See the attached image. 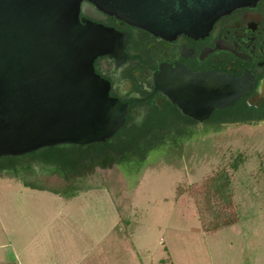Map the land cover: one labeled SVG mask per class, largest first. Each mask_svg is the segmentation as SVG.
Here are the masks:
<instances>
[{
    "label": "rangeland",
    "instance_id": "374dc122",
    "mask_svg": "<svg viewBox=\"0 0 264 264\" xmlns=\"http://www.w3.org/2000/svg\"><path fill=\"white\" fill-rule=\"evenodd\" d=\"M189 139L174 163L158 151L139 166H87L72 186L57 166L39 163L25 178L0 175V264H264V123ZM240 153L233 182L242 220L206 234L176 188L230 169ZM26 178L60 195L28 188Z\"/></svg>",
    "mask_w": 264,
    "mask_h": 264
},
{
    "label": "water",
    "instance_id": "95a60500",
    "mask_svg": "<svg viewBox=\"0 0 264 264\" xmlns=\"http://www.w3.org/2000/svg\"><path fill=\"white\" fill-rule=\"evenodd\" d=\"M257 1L0 0V159L106 143L125 126L128 107L94 63L122 60L127 37L86 17H114L166 40L200 38L221 16ZM155 85L200 122L246 93L235 77L182 68L165 70Z\"/></svg>",
    "mask_w": 264,
    "mask_h": 264
},
{
    "label": "flooded vegetation",
    "instance_id": "af4514ba",
    "mask_svg": "<svg viewBox=\"0 0 264 264\" xmlns=\"http://www.w3.org/2000/svg\"><path fill=\"white\" fill-rule=\"evenodd\" d=\"M86 18L127 37L122 60L100 56L94 63L96 73L110 82V95L128 107L124 127L155 120L160 130L191 133L180 139L186 145L195 131L264 123V0L221 16L200 38L182 34L166 40L114 17ZM171 68L232 76L241 81L246 93L232 107L215 109L200 122L184 115L178 104L156 90V76ZM242 119L246 122H239Z\"/></svg>",
    "mask_w": 264,
    "mask_h": 264
},
{
    "label": "trees",
    "instance_id": "16d2710c",
    "mask_svg": "<svg viewBox=\"0 0 264 264\" xmlns=\"http://www.w3.org/2000/svg\"><path fill=\"white\" fill-rule=\"evenodd\" d=\"M251 118V117H250ZM239 122H246L242 119ZM158 123L150 120L144 124L127 125L115 138L107 143H96L88 146L66 145L44 148L22 157H6L0 159V175L20 176L33 175L36 164L57 166V174L69 186L76 182L75 178L86 176L96 170H111L118 166L145 162L153 152L169 151L172 154L168 161L174 163L182 158V136L191 133L177 134L157 128ZM245 162L240 153L230 165L207 174L202 180L192 184H179L176 188L177 203L194 204L197 218L203 232L214 234L224 228L241 222L240 204L236 201V189L233 174ZM90 166V173L82 175V168ZM88 169V170H89ZM72 175V177H71ZM38 178L48 179L47 175ZM25 186L39 191H49L60 195V192L45 184H37L26 178ZM192 199V204L188 199Z\"/></svg>",
    "mask_w": 264,
    "mask_h": 264
}]
</instances>
